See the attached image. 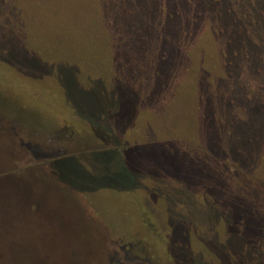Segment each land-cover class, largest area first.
<instances>
[{"label":"rangeland","instance_id":"374dc122","mask_svg":"<svg viewBox=\"0 0 264 264\" xmlns=\"http://www.w3.org/2000/svg\"><path fill=\"white\" fill-rule=\"evenodd\" d=\"M171 4L0 0V264H264V0Z\"/></svg>","mask_w":264,"mask_h":264},{"label":"trees","instance_id":"16d2710c","mask_svg":"<svg viewBox=\"0 0 264 264\" xmlns=\"http://www.w3.org/2000/svg\"><path fill=\"white\" fill-rule=\"evenodd\" d=\"M145 1H147V0H145ZM178 2H180L181 3V0H171V7H173V6H176V5H178L177 3ZM196 2H198V1H196ZM146 3V2H145ZM198 3H200V2H198ZM171 10V9H170ZM171 15H172V12H171ZM168 17H170L171 18V16H168ZM173 30L174 29H172V31L171 32H173ZM171 38H172V36H171ZM251 43V42H250ZM63 122V121H62ZM108 136H110V133H106ZM112 136V135H111ZM110 136V137H111ZM106 137V136H105ZM11 228V227H10ZM12 264H23V263H21V262H17V261H14Z\"/></svg>","mask_w":264,"mask_h":264}]
</instances>
